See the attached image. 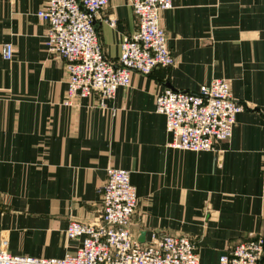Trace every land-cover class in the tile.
I'll use <instances>...</instances> for the list:
<instances>
[{
    "label": "crops",
    "instance_id": "1",
    "mask_svg": "<svg viewBox=\"0 0 264 264\" xmlns=\"http://www.w3.org/2000/svg\"><path fill=\"white\" fill-rule=\"evenodd\" d=\"M46 3L0 0V249L6 241L14 255L75 251L80 241L66 229L99 218L110 166L131 172L139 200L130 230L139 241L145 233L141 243L191 236L200 264H222L232 245L264 235V0H173L161 25L175 63L134 72L109 108L97 96L67 103L65 61L49 53L37 16ZM95 25L115 62L138 20L129 0H110ZM214 78L245 105L233 135L216 151L171 146L156 94Z\"/></svg>",
    "mask_w": 264,
    "mask_h": 264
},
{
    "label": "built area",
    "instance_id": "2",
    "mask_svg": "<svg viewBox=\"0 0 264 264\" xmlns=\"http://www.w3.org/2000/svg\"><path fill=\"white\" fill-rule=\"evenodd\" d=\"M110 0H47L37 12L48 25L46 46L50 54L63 59L67 70V103L76 98L97 96L103 108L120 87L128 88L132 74L149 75L157 67L172 66L175 59L168 47L161 15L173 7V0H130L138 28L125 36L117 61L103 49L95 20ZM109 24L114 27L115 20ZM11 60L14 46L1 48ZM245 105L231 96L230 84L214 78L197 91L165 88L155 97V111L162 114L170 145L194 152L216 151L215 144L233 135L237 116ZM115 113V109H112ZM138 193L131 172L110 166L102 187L101 215L92 223L71 220L68 240H78L73 252L60 258L14 255L4 241L0 264H200L196 240L187 235L153 234L141 243L130 223L138 206ZM222 264H264V235L250 236L232 245L220 258Z\"/></svg>",
    "mask_w": 264,
    "mask_h": 264
},
{
    "label": "water",
    "instance_id": "3",
    "mask_svg": "<svg viewBox=\"0 0 264 264\" xmlns=\"http://www.w3.org/2000/svg\"><path fill=\"white\" fill-rule=\"evenodd\" d=\"M144 236H145V233L142 234L141 238H140V241L143 242L144 241Z\"/></svg>",
    "mask_w": 264,
    "mask_h": 264
},
{
    "label": "rangeland",
    "instance_id": "4",
    "mask_svg": "<svg viewBox=\"0 0 264 264\" xmlns=\"http://www.w3.org/2000/svg\"><path fill=\"white\" fill-rule=\"evenodd\" d=\"M129 2H130V0H129ZM101 215V214H100ZM100 217V216H99ZM98 219V218H97Z\"/></svg>",
    "mask_w": 264,
    "mask_h": 264
}]
</instances>
